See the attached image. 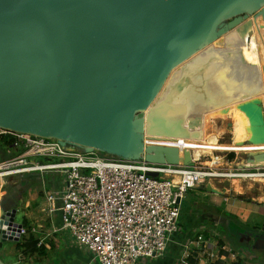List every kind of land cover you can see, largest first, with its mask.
<instances>
[{
    "label": "water",
    "instance_id": "water-1",
    "mask_svg": "<svg viewBox=\"0 0 264 264\" xmlns=\"http://www.w3.org/2000/svg\"><path fill=\"white\" fill-rule=\"evenodd\" d=\"M263 9L264 0H0V130L130 161L194 168L190 150L180 157L178 148L148 146L145 137L201 140L203 131L187 126L190 116L201 123L206 113L227 115L229 105L215 110L209 101L203 115L187 116L185 104L167 98L166 83L203 52L205 58L211 53L207 73L216 55L228 53L210 46L225 33L251 37V16ZM236 18L229 32L223 23ZM238 60L244 64L242 56ZM189 77L177 81V96L192 85ZM198 77L205 75L199 71ZM260 94L237 101L251 125L246 145L264 144ZM242 157L264 162V152ZM205 189L219 194L212 185ZM17 212L1 196L0 247L20 241ZM251 240L253 249L264 250V233ZM0 264L6 263L0 258Z\"/></svg>",
    "mask_w": 264,
    "mask_h": 264
},
{
    "label": "built area",
    "instance_id": "built-area-1",
    "mask_svg": "<svg viewBox=\"0 0 264 264\" xmlns=\"http://www.w3.org/2000/svg\"><path fill=\"white\" fill-rule=\"evenodd\" d=\"M3 136H8L12 147L23 153L0 164V188L3 178L9 175L30 172L62 175V191L45 194L43 211L50 217L60 213L62 226L55 232H68L76 245L92 254L97 264H147L145 259L163 258L180 230L186 194L208 185L219 191L213 185L217 179L261 184L264 205V182L260 181L264 168L237 163V158L231 161L229 155L237 152H220L215 158L223 163L217 165L211 157L209 165L201 162L206 156L196 157L194 150L189 149L195 167L186 168L152 165L144 159L109 158L98 150L87 152L56 138L0 130V137ZM33 157L44 163H29L28 159ZM20 165L30 166L4 173ZM149 173H158L159 177ZM200 231L182 245L177 264H192L190 259L193 264H234L240 256L246 259V251L220 246L211 239L210 231ZM27 234L23 226L20 241Z\"/></svg>",
    "mask_w": 264,
    "mask_h": 264
},
{
    "label": "bare ground",
    "instance_id": "bare-ground-1",
    "mask_svg": "<svg viewBox=\"0 0 264 264\" xmlns=\"http://www.w3.org/2000/svg\"><path fill=\"white\" fill-rule=\"evenodd\" d=\"M252 22L253 27L251 29V37L241 38L236 33L231 35L225 33L221 36L222 39L219 38L210 46L215 48L214 52L218 49H225L228 50V53L224 55L219 53L216 55V60L210 65L207 73L204 71V68H206V61L210 57L209 55H211V53H207L208 58H205V52H203L202 56L198 57V59L195 57L190 61V63L182 65V68L178 73H175L177 71H174L170 77V81H168L169 83H166V85L168 84L166 86V90H168L167 98L172 100L173 103H175V101H180L181 103L185 104L186 106L184 111H186L187 116H189L188 114H192L194 112V114L199 112L200 114L204 113V110H206L207 107H210L209 101H213L215 110H219L226 105H229V113L224 115L222 119L229 117L232 120L231 125H229L231 126L230 132L233 136L232 145L235 148L238 147L241 153H255L264 151V144L256 146L245 144L251 138V125L249 118L243 111L239 109L240 103H237V101L240 102L241 100H250L251 95H253L256 90H259L261 91L259 98L261 99L264 107V19H259L258 21L252 20ZM228 36L231 37H229L227 40ZM210 47H207V49ZM230 54L232 55L230 56ZM213 56H215L214 53ZM241 56L244 58V64H240L238 60ZM183 68L184 71L181 73ZM199 71H202L205 77H198ZM187 76H190L188 80L190 81L191 78L192 85L188 89H185L181 95L177 96L178 94L174 91V86L178 84L177 81L183 80ZM208 77H210V81L207 85L206 78ZM201 86L202 89L197 88ZM209 96L211 98L207 100L206 98ZM179 109L181 110L182 107H179ZM195 116L198 115L192 114L189 120H187L188 128L191 130L201 129L203 131V121H210L218 115L216 114L214 116L212 114L206 113L203 115L201 123L195 120ZM151 138L145 142L163 145L165 140V143L167 142L166 144L174 146L180 150V157H182L185 150L189 149H193L195 155L210 154L209 151L205 152L202 149L197 150L194 144L195 141L192 140H187L184 138L167 139L161 136ZM201 140H204V131L203 138ZM221 161L223 162L222 159ZM215 163L219 164L221 162L216 161ZM242 163L248 164L250 166H257L260 169L264 168V162L259 164H251L248 162L247 158L245 161H241V164ZM260 179V181L264 182L263 177Z\"/></svg>",
    "mask_w": 264,
    "mask_h": 264
},
{
    "label": "crops",
    "instance_id": "crops-1",
    "mask_svg": "<svg viewBox=\"0 0 264 264\" xmlns=\"http://www.w3.org/2000/svg\"><path fill=\"white\" fill-rule=\"evenodd\" d=\"M0 144L3 145L1 142V137H0ZM10 149L15 150V148H13L12 146L10 147ZM244 154H249V153L242 152V154H240L241 157H238V159H237V161H238L237 163H240L241 161H245L246 157L245 158L242 157V155H244ZM1 157L2 156H0V159H1ZM3 162H5V161L2 160L0 162V164H2ZM21 174H23V173H21ZM23 175H30L34 179L36 177V179L41 182V186H42L43 190L42 189L40 190V194L37 190H34L33 193H31L28 197H26V200H27L26 208H27L28 212L26 213L25 219L20 224L23 225L24 221H28L29 225L32 226L31 233L34 234V236H36L37 234L42 235L41 238H39L37 236L36 237H37V239H39V241L42 243V245L46 248V252L44 255L30 254L29 252L26 253L25 248L23 250H19L15 246L14 248L9 249V246L7 244H4V245H2V247H0V258L6 264H97L93 260V256L89 251L83 249L82 247H80L76 244H72L69 246L67 244V245H65V247H63V249L58 251L57 254H55L53 258L50 257V254L52 252H54L55 247L54 248L49 247V217H50L49 213H47V214L44 213L40 217L39 221L38 220L34 221L35 218H33L34 217L33 213L39 214L42 212V209L45 206L43 204V201L41 202V199L45 200V194L46 193H48L49 191H52V192L62 191L63 188L60 189V187H61L60 181L62 178L59 174L51 173V172H30V174L24 173ZM10 176L12 177L14 175H9V177ZM5 185H6V181H4V184L1 186V188L4 189ZM17 189L20 191L22 188H20L18 186ZM202 190H203V188L200 189L201 193H199V194L201 196L207 197L209 199L210 203L215 205V206L210 207L209 205H207V203L206 204L200 203V204H202L203 207H201L199 209H198V207H196V209H193V212L199 214L200 216L195 215V217L190 218V220H187V216L183 213V210H182V215H181V219H180V230L175 236H173L172 241H171V246L174 245L176 248H180V250L176 249V251H174V252L172 249H170V252L168 250V252H166V254L163 258L154 259L155 260L154 264H161V261L166 259V257H168L170 254H173L171 256L172 257L171 263L167 261V263H162V264H177L179 257L181 256L182 245L185 243L186 240L191 239V238H195L197 235H199L201 233L200 230H203L205 232L210 231L212 234L211 237H215L216 240L218 239V241L215 240L214 242H219V240L221 238H222V240L225 241L226 235L229 234L223 228L224 227L223 224L225 223L224 221L226 219L223 218L222 215L225 212L230 217L232 216L235 218V220L241 225V227H242L241 229L243 232H242V234H240V236L237 240H234L235 242H237V244H238L237 246H232V245H230L229 242H225L224 246L228 249L237 250V251H241V252H242V250H244L247 253H248V251L243 247V245H245V246L248 245L247 247L253 248V241L251 240L250 242H248L249 234H258L259 233L258 231L264 227V225H263L264 224V205L262 204V202H263V200L261 199L262 195H260L259 197H251V198H247V199L240 198L241 200L231 199V198L229 199L227 197V200H226L224 198L225 195H223L222 190L221 191L219 190V194L210 193L207 191L203 192ZM224 190L230 191V192L233 191L236 193L233 185L231 186L230 189L225 188ZM23 192L24 191L19 192L18 196L14 197V198L11 196H8L7 194H4L3 199H4V202L6 203V206L11 207L12 204H14L13 206H16V207L18 206V208H19V205L23 202V200L25 198V195L23 194ZM190 192H193V191H190ZM42 193H43V195H42ZM1 194H3V193H1ZM238 195H241V194H238ZM4 196H6V197H4ZM0 198H1V196H0ZM14 199L15 200L17 199L16 202ZM34 203H36V205H39V207L37 209L32 208V204L34 205ZM189 203L190 202H188L187 199H184L182 201V207L185 206V204L188 205ZM195 204L197 205L196 202H194L193 205H195ZM208 207H209V210L207 211ZM221 208H223V210ZM222 211H224V213H222V215L217 214L218 212H222ZM18 213H19V211L17 212V214ZM58 214L60 215V217H61V214L56 213V216H58V218H60ZM246 214L248 215V217H243V215H246ZM54 215L52 217H50V219H51V228L50 229H51L52 233H56L55 230H58L60 228V225H61V223H60V225L56 224V222H55L56 216H54ZM16 217H17V215H16ZM185 219H186V224H184V222H182V221H185ZM255 219H259V221L256 222ZM40 222H43V223H40ZM182 225H183V227L185 226L183 229H182ZM236 227H237V225H236ZM185 228H189V230H188V232H186L184 234L182 232V230H184ZM254 229H256L257 232ZM33 230H35V232H32ZM60 232L61 231L57 232V234L60 235ZM216 233H218L220 235V238L217 237L218 235ZM203 234L206 237L208 236V234H206L204 232H203ZM213 234H215V236ZM246 234H248V235H246ZM9 243H12V242H8V244ZM13 243L15 244V242H13ZM51 245L54 246V244H51ZM11 246H13V245H11ZM13 249H15V252L18 254L17 255L18 259L14 260V261H9L8 260L9 257H11V256L14 257V255L12 253ZM261 251H264V250H261ZM249 257L251 258V256L248 253L246 255V259H245L246 264H257V263H252L251 260L249 259ZM147 264H149V262H147Z\"/></svg>",
    "mask_w": 264,
    "mask_h": 264
},
{
    "label": "rangeland",
    "instance_id": "rangeland-1",
    "mask_svg": "<svg viewBox=\"0 0 264 264\" xmlns=\"http://www.w3.org/2000/svg\"><path fill=\"white\" fill-rule=\"evenodd\" d=\"M242 17L243 16H241V18ZM251 18H252V20H256V21H258L259 19H264V10L263 11L260 10V11L255 12V14L253 16H251ZM237 20L238 19L236 18V19H230L228 21H225L223 23L224 27H230V25L232 23H234V21H237ZM223 24L219 25L217 27L216 31H219L221 29L220 26H222ZM231 30H232V27H230L228 29V31H231ZM220 39H222V37H220ZM222 117H224V115L219 114L218 116H215L210 121H203L202 124H203V131H204V140H200V141L199 140H192V141H195L194 144H195V147H196L197 150L198 149L199 150L202 149L205 152L206 151L210 152L209 155H204V156H206L205 159H203V158L201 159V162H204V164L207 163V164L211 165L212 164V162H211L212 158H213L214 162L220 161L221 163H219V164H222L223 162L221 161L220 158L219 159L215 158V156H217V154H221L220 152H225V153L226 152H237L238 154L235 153L236 158L238 159V157H241L240 154H242V153H241L240 149L238 147L235 148L232 145L233 136H232V134L230 132L231 126H229V125H231L232 120L229 117L226 118V119H222ZM149 139L150 138L145 137V141L149 140ZM151 139H153V138H151ZM167 139H169V138H167ZM166 143H165V140L163 142V145H159V144H156V143L150 144V143L145 142V144L148 145V146L153 145V146L174 147V146H171V145L166 144ZM168 143H170V142H168ZM101 153H103V152H101ZM21 154H22V151H20V150H17V149L12 150V149H10V147H5L4 145L0 144V156H2L1 159H0V162L2 160L3 161L14 160V159L20 157ZM103 154L105 156L109 157V158L122 159V158H120L118 156H113V155H109V154H105V153H103ZM197 156L199 157V156H202V155L198 154V155H196V157ZM122 160H127V159H122ZM28 162L29 163L30 162L31 163H44V161L42 159H34V157L31 158V159H28ZM53 162L54 161H49V163H53ZM219 164L217 163V165H219ZM29 166L30 165H20L18 167L14 166L10 170H5L4 173L11 172V171H14V170H18V169H21V168H28ZM23 174L14 175L12 177L11 176L10 177L9 176L4 177L1 182L4 183V181H6V185H5L4 189L0 188V196H3L4 194H7L8 196H11L13 198L18 196L19 192L24 191L23 194L25 195V198H24L23 202L19 205V208L17 206V209L19 211V213L17 214V217H16V222L17 223H22V221L25 219L26 213L28 212L27 208H26V202H27L26 197H28L31 193H33L34 190H37L39 192V194H40V190L42 189L41 182L38 181L36 179V177H35V179H36L35 180L30 175H23ZM25 174H30V173H25ZM60 176L62 178L61 181H60V184H61L60 189H61L64 186V179H63L62 175H60ZM233 181L234 180H229V179H217V181L213 182V185H214V187H216L220 191L221 190L223 191V195H225L224 196L225 199H227V197H228L229 199L231 198V199L241 200L240 198L247 199V198H251V197H259L260 195H262V185L261 184H254V183L249 182V181H241V180H236L233 183ZM232 185L234 186V190L236 191V193L233 192V191L230 192V191L224 190L225 188L230 189ZM18 186L20 188H22L20 191L17 189ZM192 191L193 192L189 191V193L184 197V199H187V201L190 202V203L188 205L185 204V206L182 207L183 213L187 216V220H190V218H194L195 215L200 216L199 214L193 212V209H196V207H198V209L203 207L202 204H200V203H203V204L207 203V205H209L210 207L215 206V205L210 203V201H209V199L207 197L201 196L199 194V193H201L199 188L193 189ZM1 193H3V194H1ZM238 194H241L242 196L238 195ZM42 195H43V193H42ZM42 201H43V204H45L47 202L46 199L45 200L41 199V202ZM194 202H196L197 205L196 204L193 205ZM38 207H39V205H36V203H34V205L32 204V208L33 209H37ZM221 209L223 210V208H221ZM208 210H209V207H208L207 211ZM44 213L45 212L43 211V209H42V212L39 213V214L38 213L37 214L33 213V216H34L33 218H35V220L34 219L33 220L34 221H36V220L39 221L40 217ZM222 213H224V211H222V212H220L218 214L222 215ZM225 214H227V213L225 212ZM54 216H56V214ZM59 217H60V215H59ZM243 217H248V215L247 214L243 215ZM60 221H61V217L58 218V216H56L55 217L56 224L60 225V223H61ZM255 221L257 222V221H259V219H255ZM182 222H184V224H186V219H185V221H182ZM40 223H43V222H40ZM29 226H30V228H32L31 225H29ZM61 226H62V224L60 225V227ZM50 228H51V219L49 217V247L50 248L52 247L51 244H54V247H55L54 252H52L50 254V257L53 258L54 255L57 254L58 251H60L61 249H63V247H65V245L68 244V246H69V245H72V244H75V243L72 240V238H71V236H70V234L68 232L61 231L60 235H59L57 233H52ZM182 229H183V225H182ZM225 230L227 232H229V230H227V229H225ZM254 230H256V229H254ZM182 232L184 233V230H182ZM256 232H257V230H256ZM258 232H259L258 234L264 233V227L262 229H260ZM229 235L232 237L231 232H230L229 234L226 235L225 241L224 240L223 241L224 242H229L230 245H232V246H237L238 245L237 242H234V240H236V239L233 240L232 238H230ZM36 236L39 237V238L42 237L41 234L40 235L37 234ZM212 240L215 241L216 238L212 237ZM216 241H218V239ZM5 244H7L9 246V249H12V248H14L16 246V243L14 244L13 242L9 243V244L7 242ZM10 244L13 245V246H11ZM247 246L243 245V247L248 251L249 255L251 256V258H249L251 260V262L252 263H257V264H264V251H257L255 249H253L251 247H247ZM169 249H172L173 252L176 251V249L180 250V248H176L174 245L170 246ZM12 253H13L14 257L11 256V257L8 258V260L9 261L17 260L18 259L17 258L18 254L15 252V249L12 250ZM172 255L173 254H170L168 257H166V259L161 261V264L162 263H167V261L171 263V260H172L171 256ZM144 262L145 263L149 262V264H154L155 260H153V259H145Z\"/></svg>",
    "mask_w": 264,
    "mask_h": 264
},
{
    "label": "trees",
    "instance_id": "trees-1",
    "mask_svg": "<svg viewBox=\"0 0 264 264\" xmlns=\"http://www.w3.org/2000/svg\"><path fill=\"white\" fill-rule=\"evenodd\" d=\"M1 142H2V144L5 147H11L13 145L12 142H11V140H10V138L8 136L1 137ZM22 153H23V151H22ZM229 158H230L231 161L234 160L236 158L235 153H231L229 155ZM202 191L203 192H206V189L203 188ZM218 213H220V212H218ZM222 216L226 219L224 221L225 223L223 224L224 229L229 230L228 233L231 232L232 237L229 235L230 238H232L233 240L234 239L237 240L239 238L240 234H242V232H243L242 229H241L242 228L241 225L235 220L234 217H232V216L230 217L228 214H225L224 213ZM236 225H237L238 228L236 227ZM23 226L27 229V231H28L29 234H27L26 236H24L21 239L20 242L16 243L17 249L23 250L25 248L26 253L29 252L30 254L44 255L45 252H46V248L43 245L39 246L40 241H39V239H37L36 236H34V234L31 233V228L29 226L28 221H24L23 222ZM188 230H189V228H185L184 229V234L186 232H188ZM246 235H248V234H246ZM250 235L251 234H249V236ZM218 244L220 246H224L225 245V242L222 239H220ZM170 246H171V244L169 245V247ZM169 247H168V250L170 252ZM52 248H54L53 245H52ZM168 250H167V252H168ZM190 262L192 264L194 263V261L191 260V259H190ZM219 264H225V263L224 262H220ZM234 264H246L244 257L243 256H240L239 259H238V261L236 263H234Z\"/></svg>",
    "mask_w": 264,
    "mask_h": 264
},
{
    "label": "flooded vegetation",
    "instance_id": "flooded-vegetation-1",
    "mask_svg": "<svg viewBox=\"0 0 264 264\" xmlns=\"http://www.w3.org/2000/svg\"><path fill=\"white\" fill-rule=\"evenodd\" d=\"M4 197H6V196H4ZM15 200V199H14ZM17 200V199H16ZM16 200H15V202H16ZM13 203V202H12ZM14 204H12V208H17L16 206H13ZM18 210V209H17ZM224 218V217H223Z\"/></svg>",
    "mask_w": 264,
    "mask_h": 264
}]
</instances>
